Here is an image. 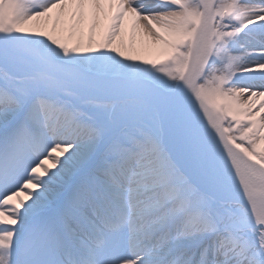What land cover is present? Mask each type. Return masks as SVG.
Listing matches in <instances>:
<instances>
[{"label":"snow or ice","instance_id":"6c2138e0","mask_svg":"<svg viewBox=\"0 0 264 264\" xmlns=\"http://www.w3.org/2000/svg\"><path fill=\"white\" fill-rule=\"evenodd\" d=\"M0 264H264V0H0Z\"/></svg>","mask_w":264,"mask_h":264}]
</instances>
